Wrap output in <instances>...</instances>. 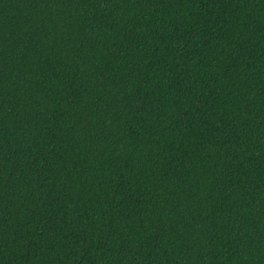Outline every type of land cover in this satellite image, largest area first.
<instances>
[{"label":"trees","instance_id":"obj_1","mask_svg":"<svg viewBox=\"0 0 264 264\" xmlns=\"http://www.w3.org/2000/svg\"><path fill=\"white\" fill-rule=\"evenodd\" d=\"M0 264H264V0H0Z\"/></svg>","mask_w":264,"mask_h":264}]
</instances>
